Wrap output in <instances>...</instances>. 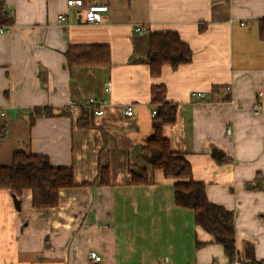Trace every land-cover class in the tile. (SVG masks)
Masks as SVG:
<instances>
[{
    "label": "crops",
    "instance_id": "0c3cea01",
    "mask_svg": "<svg viewBox=\"0 0 264 264\" xmlns=\"http://www.w3.org/2000/svg\"><path fill=\"white\" fill-rule=\"evenodd\" d=\"M67 1L0 0V22L11 21L0 31V166L25 150L72 168L77 185H95L60 190L59 206L48 210L32 207L30 190L19 198L0 190V264H95L90 253L99 264L231 263L192 211L176 206L174 181L141 162L153 86L176 105L174 123L162 127L171 152L187 161L210 204L234 214L237 259L245 263L248 244L264 264V0ZM95 4L108 11L87 25ZM157 32L176 33L192 58L152 78L148 36ZM76 46L108 48L109 65L69 70L64 54ZM89 99L102 114L83 128ZM70 104L77 109L65 116L32 127L26 120L30 109L61 114ZM130 165L145 168L149 181L132 185ZM102 167L108 186L98 185ZM257 178L261 188L248 189Z\"/></svg>",
    "mask_w": 264,
    "mask_h": 264
},
{
    "label": "trees",
    "instance_id": "16d2710c",
    "mask_svg": "<svg viewBox=\"0 0 264 264\" xmlns=\"http://www.w3.org/2000/svg\"><path fill=\"white\" fill-rule=\"evenodd\" d=\"M7 23V22H6ZM11 24V21L8 22ZM9 24L0 22V30ZM69 70L76 67L108 66L110 53L104 46H76L70 47L64 54ZM192 51L174 32L150 33L148 36L147 63L152 78L160 77L165 66L176 70L179 66L190 62ZM151 103L157 108L154 116L152 133L141 146V162L151 172L162 171L166 180L174 181L173 196L176 206L192 211L194 224L213 237L214 242L224 248L231 262L237 257L235 252V217L232 212L210 204L204 192V186L196 183L192 177L190 165L182 157L175 156L168 140L162 135L164 125L175 121L176 105L166 101V91L163 86H153L150 91ZM66 110V109H65ZM96 109L89 106L84 112L79 125L83 128L91 125ZM67 112V113H66ZM61 114H54L48 107L33 108L26 114V120L32 127L39 118L65 116L69 110ZM6 136L5 126L0 130V138ZM128 173L132 178V185H139L149 181V174L145 168L130 165ZM98 185H110L109 170L102 167L97 178ZM95 183H81L74 181L72 168L52 167L45 156L33 155L25 150L12 154L8 166H0V190H7L15 197H21L25 190H30L32 207L36 210H48L59 206V192L63 189L77 187H91ZM261 188V181L256 179L248 189ZM198 247L200 246L197 244ZM245 263L257 264L254 261L253 250L246 245Z\"/></svg>",
    "mask_w": 264,
    "mask_h": 264
},
{
    "label": "built area",
    "instance_id": "2783aa9c",
    "mask_svg": "<svg viewBox=\"0 0 264 264\" xmlns=\"http://www.w3.org/2000/svg\"><path fill=\"white\" fill-rule=\"evenodd\" d=\"M67 6L69 8L73 7H81V2L77 0H69L67 1ZM108 11V7L106 5H90L86 8L85 10V24L87 25H99L103 21V15ZM65 18L63 15H59L57 17L58 22L64 21ZM2 31V30H0ZM145 31L144 28H137L135 29V32L140 33ZM105 91L107 93L111 92V83L106 82L104 83ZM195 98L198 100H203L204 96L200 93L195 94ZM89 106L93 107L96 109L95 115L100 116L102 114L101 106L95 101V99H90L89 100ZM68 109L72 111H75L77 109V106L75 104H70L68 106ZM154 110V111H153ZM156 109H152V117L156 116ZM260 110L259 105L254 106V112L257 113ZM124 116L126 118H131L133 116V109L131 106H127L124 108ZM231 131L230 129L226 130V134H230ZM90 261H93L95 264H99L101 262V258L97 256L95 253H90L89 255ZM230 264H241V262L237 259V257L230 263Z\"/></svg>",
    "mask_w": 264,
    "mask_h": 264
},
{
    "label": "rangeland",
    "instance_id": "374dc122",
    "mask_svg": "<svg viewBox=\"0 0 264 264\" xmlns=\"http://www.w3.org/2000/svg\"><path fill=\"white\" fill-rule=\"evenodd\" d=\"M200 94V93H199ZM202 94V93H201ZM203 95V94H202ZM204 96V95H203ZM90 100V99H89ZM89 100H88V104H89ZM203 100H204V98H203ZM69 110V109H68ZM154 111V110H153ZM156 111V115H157V109L155 110ZM69 112H71V110H69Z\"/></svg>",
    "mask_w": 264,
    "mask_h": 264
}]
</instances>
